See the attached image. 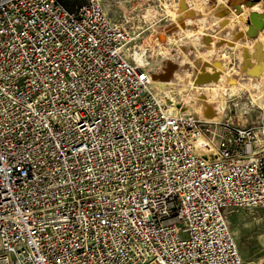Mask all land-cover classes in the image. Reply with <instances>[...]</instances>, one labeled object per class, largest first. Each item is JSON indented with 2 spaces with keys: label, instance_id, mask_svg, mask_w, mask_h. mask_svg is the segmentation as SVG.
Here are the masks:
<instances>
[{
  "label": "built area",
  "instance_id": "1",
  "mask_svg": "<svg viewBox=\"0 0 264 264\" xmlns=\"http://www.w3.org/2000/svg\"><path fill=\"white\" fill-rule=\"evenodd\" d=\"M131 42L101 0H0V264H243L264 125L170 106Z\"/></svg>",
  "mask_w": 264,
  "mask_h": 264
},
{
  "label": "rangeland",
  "instance_id": "2",
  "mask_svg": "<svg viewBox=\"0 0 264 264\" xmlns=\"http://www.w3.org/2000/svg\"><path fill=\"white\" fill-rule=\"evenodd\" d=\"M58 1L69 9H73L83 2V0ZM178 1L101 0L108 17L123 25L130 34L132 38L131 52H135V58L140 64L142 63L139 59H143L146 65L148 64V69L153 73L152 76L154 73L161 74L166 72L167 68L165 67L176 63L177 72L181 73L183 77L179 81L176 80L170 88L166 89L171 97H167L153 84L161 96L166 97L167 100H175L174 103L183 112L191 113L204 120H207L206 117L211 120L215 119L208 113L206 117L204 116L199 105V98L202 96L213 98L211 100L219 107L221 112V119L218 121L227 122L234 126L264 125V83L261 82L264 79V72L259 71L257 75L253 76L248 74L251 79H255L251 84L256 86L254 89H247L244 87L246 85L243 82H247L250 78L242 76L244 73L241 71L242 59L237 56L235 51L230 50L232 47L223 45V47H220L221 50L207 51V46L198 47L195 41L197 36H195L196 38L194 37L196 29L198 31L201 25L205 28L204 30L213 32L214 35L224 34L227 29L225 26L223 27L224 23H222L223 19L220 13L226 11L227 15H230L231 11L229 8L242 3L243 0H228L226 4L230 6V3H232V6L226 5L227 8L223 6L224 4H221L224 3L221 0H186L194 9V12L192 9L189 10L193 14L188 16V18L193 20L192 23L194 22L196 25L194 23L189 25V27L185 25L183 30L186 32H182V29L176 33L174 32L175 35L169 42L168 36H171V34L167 35L166 31L175 25V16L188 12L183 11L181 13L179 11L175 5ZM243 27H245V23ZM232 30L230 28L226 33L234 36L235 29ZM241 35L248 37L245 32ZM233 41L240 44L242 39L234 38ZM257 45V53L264 55V41ZM203 53L207 54V58H203V55H201ZM185 55L188 63L183 61V56ZM204 59L211 60L216 65ZM256 62L259 63L258 61ZM202 65H210V67L205 68L208 70L210 68L214 72H217L215 68H221L218 73H221L222 76L224 75L225 79L219 84V87H213L216 91H211L213 90L212 88L198 91L195 90L191 83L194 77L191 75H194L196 70L201 71ZM188 74L191 79L186 77ZM199 112H202V114ZM229 225L242 256L243 264H264V208L232 211L229 215Z\"/></svg>",
  "mask_w": 264,
  "mask_h": 264
},
{
  "label": "bare ground",
  "instance_id": "3",
  "mask_svg": "<svg viewBox=\"0 0 264 264\" xmlns=\"http://www.w3.org/2000/svg\"><path fill=\"white\" fill-rule=\"evenodd\" d=\"M216 1H219V0H216ZM221 1H224V3H222V4L228 5V4H226L227 3L226 1H228V0H221ZM178 3L180 4L179 5V11L181 13L183 11L184 12L188 11V12H185L181 15L175 16L176 17L175 25L174 26L172 25L173 27H171L172 29L171 28L169 29L170 31L169 30L166 31L167 35L171 34V36H168L169 42L171 41V39L173 38V36L175 35L176 32H178L181 29H182V32L185 31V30H183V27L185 25L189 27V25L194 23V22L192 23L193 20H189V18H188V16H190V15L192 16V14H193L189 10L192 9L194 12V9L192 8L191 4L189 2L187 3L186 0H179ZM229 10L231 11L230 15H232V16L227 15L226 11L221 12L220 16L223 19L222 20L224 23L223 27L225 26V28L228 31L230 28L233 30L235 29L234 30V36L227 34L226 33L227 30H226V32L224 34H220L221 38L218 35V37L220 39L219 40L217 39L218 41L215 42L214 38H213L214 35L212 36L211 34H209L210 32L205 33L204 36L202 37V41H203L202 43H204L203 46H207L206 47L207 51H213L214 49H220V47H223V45H227L229 47H232V49H230V50L235 51L237 56L242 59L241 62L243 63V65L241 67V71L245 73V74L241 73L242 76L250 78V76L248 74L253 76V75H257L259 73V71L264 72L262 69H260V70L255 69L256 65L258 64L256 61H258V62L264 61V55L257 53V51H258V45L257 44H260V42L264 41V8L262 6L261 0H255L254 4L251 7L240 5L238 8L230 7ZM183 20H185V22H183ZM244 23H245V27H247V31L245 30L246 33L249 31V29H253L257 33L255 38H250L249 36L244 37L243 35H241L242 33H244V29H245V27H243ZM175 27H177V28H175ZM234 38H241L242 39L241 43L239 44V42H234L233 41ZM209 39L211 40L210 42H209ZM227 49H229V48H227ZM200 52H199V54H200ZM253 54H255V55H253ZM201 55H203V58H207V54L203 53ZM256 58H259V60ZM204 60L212 63L211 60H207V59H204ZM139 61L142 64H146V62L143 59H139ZM183 61H184V63H188L186 55L183 56ZM172 63H174V62H172ZM175 64H170V65H168L169 67H165V68H167V71L162 72L161 74L160 73L159 74L154 73V75L152 76L153 73H151V77H152L154 86L157 87L164 94H166L167 97H171V96H170L169 92H167L166 89L170 88L176 80L179 81L183 77L181 75V73L177 72V66ZM212 64H215V62ZM205 67L208 68V67H210V65H207V66L202 65V67L200 69L201 71H197V70L194 71V75H191V76H194L193 79L191 80V83L195 87V90H198V91L208 89V88H212L213 90H211V91H216L213 87H217V86L219 87V84L221 82H223L225 79L224 75L222 76L221 73H218V71L221 70V68L220 69L215 68L217 70V72H214V71H212V69L209 68V70H208ZM191 76L188 74V76H186V77L191 79ZM197 79H198V81H196ZM254 81H255V79H251V78L248 79L247 82L246 81L243 82L246 85L244 87L247 89L248 88L254 89V87L256 85L251 84V82H254ZM261 82L264 83V79H262ZM153 84H152V86H153ZM154 86H153V88H154ZM179 93H181V92H179ZM199 99H200L199 105H200V108L202 110L200 108L199 109L203 112L204 116L206 117V115L208 113L210 116L213 117V119H215V120H211V119L206 117V119H207L206 121L220 122L218 120L221 119V114H220L221 112L219 110V107H217V105H215L214 102L211 100L213 98L210 99V98H206L205 96H202ZM174 101H173V99L167 100V102L170 104V106L175 105ZM176 108L177 107L175 106L174 110ZM202 112H199V113L202 114Z\"/></svg>",
  "mask_w": 264,
  "mask_h": 264
},
{
  "label": "crops",
  "instance_id": "4",
  "mask_svg": "<svg viewBox=\"0 0 264 264\" xmlns=\"http://www.w3.org/2000/svg\"><path fill=\"white\" fill-rule=\"evenodd\" d=\"M222 4V3H221ZM176 6H177V8L179 9V3L177 4H175ZM192 6V5H191ZM223 6H225L226 8H227V6L224 4ZM193 8V7H192ZM223 23V22H222ZM195 24V23H194ZM196 25V24H195ZM198 25V24H197ZM199 26H200V24H199ZM219 27L221 28V26L219 25ZM205 28H203L202 27V25H201V27H199V29H198V31H197V29H196V34L194 35V37L195 36H197V38L195 39V41H196V44H198V47L199 48H203V44L204 43H202L203 41H202V37L204 36V34L205 33H208V32H210V31H206V30H204ZM247 31V27H245V29H244V32L246 33V31ZM209 34H211L212 36L214 35V33L213 32H210ZM218 35H220V34H215L214 36H213V38H214V41L215 42H217L220 38H221V36H219L218 37ZM218 37V38H217ZM218 39V40H217ZM215 50V49H214ZM222 51H224V50H222ZM221 51V52H222ZM224 66V65H223ZM221 114V113H220Z\"/></svg>",
  "mask_w": 264,
  "mask_h": 264
},
{
  "label": "water",
  "instance_id": "5",
  "mask_svg": "<svg viewBox=\"0 0 264 264\" xmlns=\"http://www.w3.org/2000/svg\"><path fill=\"white\" fill-rule=\"evenodd\" d=\"M255 0H243L242 3L237 4L236 6L234 5L233 8H238L240 5L243 4V6H247V7H251L254 4ZM230 6H232V3H230ZM247 36H249L250 38H255L257 33L253 30V29H249V31L246 33ZM259 60V58H256ZM256 70H260L262 69L264 71V61L259 62L256 67Z\"/></svg>",
  "mask_w": 264,
  "mask_h": 264
},
{
  "label": "trees",
  "instance_id": "6",
  "mask_svg": "<svg viewBox=\"0 0 264 264\" xmlns=\"http://www.w3.org/2000/svg\"><path fill=\"white\" fill-rule=\"evenodd\" d=\"M63 4V3H62ZM66 6V5H65Z\"/></svg>",
  "mask_w": 264,
  "mask_h": 264
}]
</instances>
